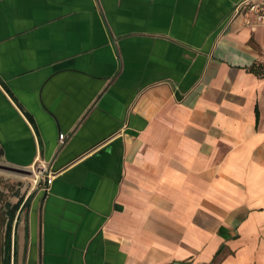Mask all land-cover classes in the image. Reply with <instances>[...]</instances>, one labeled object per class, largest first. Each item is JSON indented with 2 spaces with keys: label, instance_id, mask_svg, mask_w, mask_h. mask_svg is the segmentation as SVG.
<instances>
[{
  "label": "crops",
  "instance_id": "crops-1",
  "mask_svg": "<svg viewBox=\"0 0 264 264\" xmlns=\"http://www.w3.org/2000/svg\"><path fill=\"white\" fill-rule=\"evenodd\" d=\"M244 1L0 0V264H264Z\"/></svg>",
  "mask_w": 264,
  "mask_h": 264
},
{
  "label": "built area",
  "instance_id": "built-area-1",
  "mask_svg": "<svg viewBox=\"0 0 264 264\" xmlns=\"http://www.w3.org/2000/svg\"><path fill=\"white\" fill-rule=\"evenodd\" d=\"M240 6L244 9L243 20L246 24H251L250 16H254V24L259 25L264 29V0H258L256 2L247 0L241 3ZM58 138L62 144L64 142L65 134H59ZM32 173L34 175V188L48 192L56 175V171H52L47 166L41 165V167L37 170V173L35 171H32Z\"/></svg>",
  "mask_w": 264,
  "mask_h": 264
},
{
  "label": "rangeland",
  "instance_id": "rangeland-1",
  "mask_svg": "<svg viewBox=\"0 0 264 264\" xmlns=\"http://www.w3.org/2000/svg\"><path fill=\"white\" fill-rule=\"evenodd\" d=\"M41 167V165H39V164H37V165H35V166H33L30 170L31 171H35L36 173H37V170L39 169ZM5 175V174H4ZM2 177V176H1ZM3 177H6L5 179H7L6 180V182L7 183H5V189H8V186H9V188H11L12 190H15L16 189V186H17V182H16V180L15 179H24V180H22V181H29V178H30V182H31V184L33 183V179H34V175H33V173H32V175L31 176H29V177H16V176H14V175H12V174H6V176H3ZM14 177H16V178H14ZM18 181V180H17ZM3 187V183H2V180L0 179V189H3L2 188ZM0 196H1V192H0Z\"/></svg>",
  "mask_w": 264,
  "mask_h": 264
},
{
  "label": "water",
  "instance_id": "water-1",
  "mask_svg": "<svg viewBox=\"0 0 264 264\" xmlns=\"http://www.w3.org/2000/svg\"><path fill=\"white\" fill-rule=\"evenodd\" d=\"M0 171L19 174V175H32L31 170L13 167V166L2 164V163H0Z\"/></svg>",
  "mask_w": 264,
  "mask_h": 264
},
{
  "label": "trees",
  "instance_id": "trees-1",
  "mask_svg": "<svg viewBox=\"0 0 264 264\" xmlns=\"http://www.w3.org/2000/svg\"><path fill=\"white\" fill-rule=\"evenodd\" d=\"M250 70L257 75H263L264 76V66H260V65L253 66ZM3 264H6V262L4 261Z\"/></svg>",
  "mask_w": 264,
  "mask_h": 264
}]
</instances>
